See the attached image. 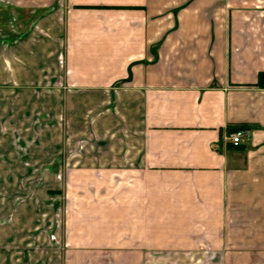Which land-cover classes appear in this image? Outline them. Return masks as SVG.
<instances>
[{
  "label": "crops",
  "instance_id": "obj_1",
  "mask_svg": "<svg viewBox=\"0 0 264 264\" xmlns=\"http://www.w3.org/2000/svg\"><path fill=\"white\" fill-rule=\"evenodd\" d=\"M262 72L264 0H0V264H264Z\"/></svg>",
  "mask_w": 264,
  "mask_h": 264
},
{
  "label": "rangeland",
  "instance_id": "obj_2",
  "mask_svg": "<svg viewBox=\"0 0 264 264\" xmlns=\"http://www.w3.org/2000/svg\"><path fill=\"white\" fill-rule=\"evenodd\" d=\"M42 136L43 139L42 140H49V136L48 133H45L44 131L42 132ZM45 134H47V136L45 137ZM44 166V165H42ZM56 183H59L61 186L64 183V181H55ZM52 181L48 180V179H34V180H8V181H0V191H5L8 190L9 192H14L18 191V187H24L26 186L27 189H29L30 191V197H25L26 200L25 202H23L24 204H26L28 202V199H39L40 196L42 197V195L40 194L42 193H46L45 190L48 187L52 186ZM34 190H35V194H34ZM7 193V192H6ZM19 193V192H18ZM21 195V194H20ZM12 203V202H10ZM61 215H60V222H61ZM51 240H56V235L52 234L51 235ZM108 262V264H118L119 262L117 261H92L91 264H99V263H106ZM128 263V261H123V263ZM191 262V264H203L204 261H189ZM241 262V261H240ZM153 264H188L187 261H168V260H154Z\"/></svg>",
  "mask_w": 264,
  "mask_h": 264
},
{
  "label": "built area",
  "instance_id": "obj_3",
  "mask_svg": "<svg viewBox=\"0 0 264 264\" xmlns=\"http://www.w3.org/2000/svg\"><path fill=\"white\" fill-rule=\"evenodd\" d=\"M245 132L246 131L243 130L242 128H238L236 131L231 133L230 139H231L232 144L235 146L241 144L242 138H243Z\"/></svg>",
  "mask_w": 264,
  "mask_h": 264
},
{
  "label": "trees",
  "instance_id": "obj_4",
  "mask_svg": "<svg viewBox=\"0 0 264 264\" xmlns=\"http://www.w3.org/2000/svg\"><path fill=\"white\" fill-rule=\"evenodd\" d=\"M263 81H264V72L259 74V82L263 83ZM234 131H236V128L235 129L231 128L229 132H234Z\"/></svg>",
  "mask_w": 264,
  "mask_h": 264
}]
</instances>
